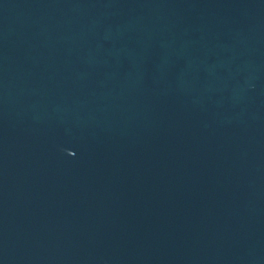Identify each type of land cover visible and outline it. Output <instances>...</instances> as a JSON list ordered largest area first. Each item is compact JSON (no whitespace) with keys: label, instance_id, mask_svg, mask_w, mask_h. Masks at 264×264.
Listing matches in <instances>:
<instances>
[{"label":"water","instance_id":"obj_1","mask_svg":"<svg viewBox=\"0 0 264 264\" xmlns=\"http://www.w3.org/2000/svg\"><path fill=\"white\" fill-rule=\"evenodd\" d=\"M0 264H264V0H0Z\"/></svg>","mask_w":264,"mask_h":264}]
</instances>
